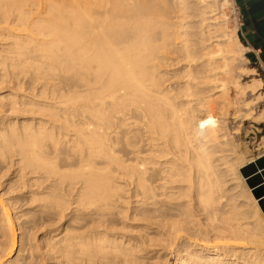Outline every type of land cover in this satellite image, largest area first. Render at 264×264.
Returning a JSON list of instances; mask_svg holds the SVG:
<instances>
[{"label": "bare ground", "instance_id": "1", "mask_svg": "<svg viewBox=\"0 0 264 264\" xmlns=\"http://www.w3.org/2000/svg\"><path fill=\"white\" fill-rule=\"evenodd\" d=\"M232 3L0 0V264H264Z\"/></svg>", "mask_w": 264, "mask_h": 264}, {"label": "rangeland", "instance_id": "2", "mask_svg": "<svg viewBox=\"0 0 264 264\" xmlns=\"http://www.w3.org/2000/svg\"><path fill=\"white\" fill-rule=\"evenodd\" d=\"M234 9L235 3L233 0L232 5L225 10L228 18V26L230 28L234 25L238 28V14ZM239 64L241 69L245 71L253 69L254 74H257L255 78L261 79L263 86L261 89L262 98L257 103L248 110L241 112L238 117L234 116L231 111L226 119L230 138L236 146V159L234 164L249 157H255L264 150V68L253 63H247L246 61H241ZM232 173H234V171H232ZM233 176L235 175L233 174ZM14 213L15 211H11L12 215ZM19 233V230L15 232L18 241ZM8 242L9 239L0 232V251L6 248Z\"/></svg>", "mask_w": 264, "mask_h": 264}, {"label": "crops", "instance_id": "3", "mask_svg": "<svg viewBox=\"0 0 264 264\" xmlns=\"http://www.w3.org/2000/svg\"><path fill=\"white\" fill-rule=\"evenodd\" d=\"M238 14L236 35L246 49L247 63L264 68V0H234Z\"/></svg>", "mask_w": 264, "mask_h": 264}, {"label": "water", "instance_id": "4", "mask_svg": "<svg viewBox=\"0 0 264 264\" xmlns=\"http://www.w3.org/2000/svg\"><path fill=\"white\" fill-rule=\"evenodd\" d=\"M240 174L264 214V156L242 167Z\"/></svg>", "mask_w": 264, "mask_h": 264}, {"label": "built area", "instance_id": "5", "mask_svg": "<svg viewBox=\"0 0 264 264\" xmlns=\"http://www.w3.org/2000/svg\"><path fill=\"white\" fill-rule=\"evenodd\" d=\"M234 11H238V10H237V8H236V6H235V9H234Z\"/></svg>", "mask_w": 264, "mask_h": 264}]
</instances>
